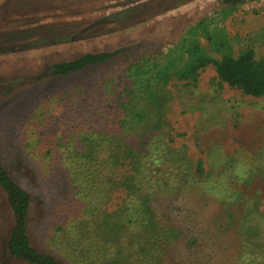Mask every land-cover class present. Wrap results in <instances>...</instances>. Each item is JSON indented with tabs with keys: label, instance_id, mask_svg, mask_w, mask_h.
<instances>
[{
	"label": "rangeland",
	"instance_id": "1",
	"mask_svg": "<svg viewBox=\"0 0 264 264\" xmlns=\"http://www.w3.org/2000/svg\"><path fill=\"white\" fill-rule=\"evenodd\" d=\"M217 7V0H0V163L32 196L28 232L35 248L53 254L60 264H95L83 247L64 248L52 240L49 228L55 217L51 216L57 213L54 206L64 199L67 184L58 172L57 160L40 155L49 147L59 151L56 141L61 134L67 138L106 125L115 116L106 104L115 99L112 87L117 88L116 97L120 85L134 87L133 71L145 64L152 67L154 57L167 53L197 21L217 18ZM217 26L224 29L232 53L252 48L264 57V0L239 5ZM200 42L208 53L220 57L221 52L205 37ZM99 51L118 54L78 74L42 76L47 63ZM172 90L174 98L163 109L149 113L166 121L160 133L173 128L171 150L157 170L170 169L175 175L185 162L181 158L186 157L191 165L202 159L208 180L216 178L220 185L232 182L235 175L246 179L250 163L264 172V160L252 162L256 154H248L264 140V96L244 95L220 84L211 64L201 71L195 86L178 83ZM170 136L163 138L167 141ZM172 197L161 196L159 206L164 213L171 211L168 201ZM185 198L191 208L183 210L192 219L220 224L212 228L216 234L211 237L195 232L205 239L206 251L220 248L207 264H264V201L248 217L252 231L238 235L228 247L224 240L233 237L236 229L225 230L223 225L231 211L226 206L213 209L211 202L216 200L204 202L200 191ZM233 213L234 221H240V212ZM13 226V213L0 185V264H30L7 250ZM225 249L233 254L226 255ZM171 261L205 264L193 259ZM124 264H133V259Z\"/></svg>",
	"mask_w": 264,
	"mask_h": 264
},
{
	"label": "trees",
	"instance_id": "2",
	"mask_svg": "<svg viewBox=\"0 0 264 264\" xmlns=\"http://www.w3.org/2000/svg\"><path fill=\"white\" fill-rule=\"evenodd\" d=\"M256 1L217 0L216 20L206 16L197 21L183 32L167 53L154 57L152 67L147 68L145 64L133 71L130 75L135 77L134 87L119 83L121 90L117 97V88L112 87L115 99L106 104L112 109L110 114L115 116L110 117L106 125L96 131H79L67 138L61 134L56 139L59 151L55 152L52 147L43 151L40 155L43 159L57 160L58 172L64 175L67 184L65 197L54 206L57 213L51 216L55 218L49 229L55 243L59 241L64 248L69 245L83 247L95 264H124L132 259L133 264H172L173 258L207 264L209 258L218 255L220 248L206 251L203 247L206 246L205 239L195 232H203L205 236L209 233L211 237L216 234L211 232L212 228L220 224L192 219L185 211L191 208L185 195L199 191L204 202H210V198L216 200L211 202L213 209L226 206L231 211L223 226L225 230L236 229V232L235 236L225 238V246H233L238 235L252 231L247 225L248 217L264 201L262 167L250 163L244 174L246 179L241 180L235 175L232 182L223 185L218 184L216 178L208 180L202 159L191 165L186 157L181 158L185 164L178 174L174 175L170 169L161 173L162 160L167 159L171 150L169 142L173 128L160 133L162 124L167 125L166 121L149 113L163 109L164 104L174 98V85L195 86L208 64L214 67L220 84L244 95L264 96V57L256 55L252 48L232 53L224 29L217 26L239 5ZM201 36L221 52L220 57L207 52L200 42ZM117 52H84L50 62L45 65L42 76L78 74L109 61ZM125 71H130V67ZM118 79H122L121 74ZM108 128L112 132H107ZM164 134L170 136L167 141ZM249 151H246L249 155L256 154L252 162L261 164L264 140L254 151ZM230 166L234 167L232 163ZM0 185L14 218L6 241L9 254L30 264H60L53 254L40 251L31 244L28 218L32 196L1 163ZM161 194L173 196L168 201L171 211H161ZM176 202L182 207L176 206ZM233 210L240 212V221H234ZM62 211L64 214L60 216ZM225 251L226 255L233 254L229 249Z\"/></svg>",
	"mask_w": 264,
	"mask_h": 264
}]
</instances>
